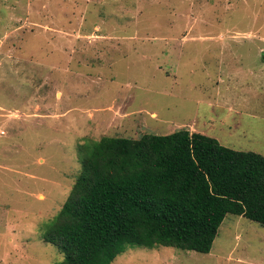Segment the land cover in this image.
<instances>
[{"label": "rangeland", "instance_id": "374dc122", "mask_svg": "<svg viewBox=\"0 0 264 264\" xmlns=\"http://www.w3.org/2000/svg\"><path fill=\"white\" fill-rule=\"evenodd\" d=\"M181 129L264 155V0H0V264L64 259L43 237L81 145ZM113 264H264V226Z\"/></svg>", "mask_w": 264, "mask_h": 264}, {"label": "trees", "instance_id": "16d2710c", "mask_svg": "<svg viewBox=\"0 0 264 264\" xmlns=\"http://www.w3.org/2000/svg\"><path fill=\"white\" fill-rule=\"evenodd\" d=\"M81 173L44 240L57 264H113L128 245L210 253L227 215L264 226V155L181 129L80 147Z\"/></svg>", "mask_w": 264, "mask_h": 264}, {"label": "crops", "instance_id": "0c3cea01", "mask_svg": "<svg viewBox=\"0 0 264 264\" xmlns=\"http://www.w3.org/2000/svg\"><path fill=\"white\" fill-rule=\"evenodd\" d=\"M191 132H194V131H191Z\"/></svg>", "mask_w": 264, "mask_h": 264}]
</instances>
